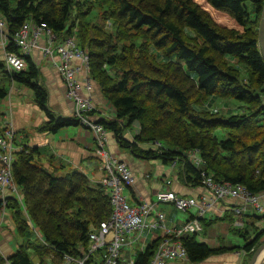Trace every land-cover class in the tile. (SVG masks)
<instances>
[{"label":"trees","instance_id":"16d2710c","mask_svg":"<svg viewBox=\"0 0 264 264\" xmlns=\"http://www.w3.org/2000/svg\"><path fill=\"white\" fill-rule=\"evenodd\" d=\"M247 1L254 5L252 15ZM263 5L264 0H0V17L10 36L32 19L46 23L58 38L75 37L86 53L89 77L115 113L112 119L89 115L133 156L170 166L175 162L176 177L191 186L201 185L203 171L213 181L263 193L264 58L258 47ZM5 50L18 52L12 42ZM40 78L30 57L23 70L13 73L0 59V100L7 95V80L27 87L44 113L37 131L80 125L50 110ZM214 97L234 99L244 110L224 114L211 107ZM218 129L225 131L224 138L217 137ZM189 150H197L200 166L188 161ZM37 154L36 147L26 146L14 152L12 175L22 204L15 196L6 200L21 243L7 258L11 264H44L46 259L57 264L64 254L78 255V248L88 245L90 229L111 214L101 184H92L79 170H48ZM225 214L231 222L232 214ZM217 219L200 222L205 228ZM232 231L245 241L246 264L264 228H256L251 240L245 229ZM160 239L137 252L133 264H149ZM181 241L191 262L228 249L211 248L197 234Z\"/></svg>","mask_w":264,"mask_h":264},{"label":"built area","instance_id":"2783aa9c","mask_svg":"<svg viewBox=\"0 0 264 264\" xmlns=\"http://www.w3.org/2000/svg\"><path fill=\"white\" fill-rule=\"evenodd\" d=\"M12 42L18 52L5 50L6 45ZM0 46L3 49V61L9 73L18 72L25 68V58L30 57L39 67L34 54L39 52L57 71L65 85V98L72 102L71 116L77 119L81 126L87 128L93 137L94 152L100 160V169L103 171L99 182L109 196L111 214L107 220L101 221L97 227L88 232V245L78 248L79 254H64L57 264H120L121 253L125 248H131L140 242L139 249L144 250L142 235L145 231L161 229L163 236L155 246L149 264H167V262L186 259L187 253L181 238L188 234L199 235L202 231L201 218L216 208L219 201L226 198L238 200L232 211L234 218L232 226L243 228V215L264 217L263 193L249 191L243 184L228 181H213L203 171L201 187L204 192L198 196H182L172 190L157 191L155 201H133L128 188L135 182V176L130 167L117 159L107 148L108 131L103 125L93 120L89 115L95 110L90 92V78L88 75L87 56L84 50L76 45L75 37L58 38L44 22L25 20L19 30L9 35L3 19L0 17ZM73 59H79V66L72 65ZM83 69L85 72L84 89L88 92L83 96L79 92V84L75 73ZM15 84V83H14ZM261 94V105L264 109V83ZM14 89L16 87L14 86ZM104 117H115L111 109ZM16 131L12 122L3 121L0 125V225L7 212V197L15 196L21 202L20 193L12 175L14 152L22 145L16 141ZM186 157L195 166H200L202 159L197 150H189ZM175 162L171 164L173 167ZM164 183L169 185L171 179L165 177ZM128 192V194H126ZM159 203H168L175 210L186 212L194 211L192 217L179 227H167L166 215L158 208ZM133 259L125 264H133ZM0 264H11L3 258Z\"/></svg>","mask_w":264,"mask_h":264},{"label":"crops","instance_id":"0c3cea01","mask_svg":"<svg viewBox=\"0 0 264 264\" xmlns=\"http://www.w3.org/2000/svg\"><path fill=\"white\" fill-rule=\"evenodd\" d=\"M34 54L39 63L40 81L47 90L48 107L57 115L71 117L73 104L65 98L63 81L54 67L39 52L35 51ZM3 55V49L0 46V59L2 60ZM71 64L79 66L80 60L73 59ZM75 77L79 84V92L86 96L88 92L84 89V70L79 69L75 73ZM89 80L91 98L95 106L92 117L98 119L104 117L105 113L112 109V105L102 97L96 82L91 78ZM15 85L18 89H14ZM0 101L2 104L0 108V125L6 120L12 122L16 131V141L28 149L34 147L38 149L36 158L39 164L51 171L56 169L57 174H63L70 169L79 170L90 179L92 184L100 182L103 171L100 169V160L94 152L92 134L87 128L81 125H74L61 128L56 132L37 131L36 128L45 121L46 117L33 102L31 91L19 84L11 83L6 97ZM132 127L136 131V124H133ZM123 135L127 138L131 136L128 131ZM107 148L117 159L125 161L134 172L135 182L128 188L133 201H155V193L167 189L182 196H198L204 192V188L200 185L191 186L180 181L176 174L172 175L174 168L171 166V168L169 167V172L167 170L158 172L157 170L159 178L152 177L151 171L154 170H146V164L143 161L146 159H139L133 156L128 149L120 147L111 132L107 134ZM165 177L171 179L169 185L164 183ZM262 202L264 203V196L262 197ZM234 204H238V200L234 198H226L219 201L215 209L206 213L205 218L221 219L211 222L205 228L202 226L201 238L197 235L198 241L205 242L211 248L227 247L226 251L210 255L197 262H191L186 258L170 261L167 264H242L246 258L245 250L242 248L245 241L239 235L233 234L232 231V229L236 228L232 226L234 218L232 207ZM158 208L166 215L165 224L167 227H179L193 214L191 211H186L185 215L175 213L178 210H175L168 203H159ZM226 212L232 214L231 222L223 218ZM177 216L184 218L182 220L177 219ZM242 219L244 222L242 229L249 233V240H251L254 237L256 228H261L264 225V218L254 220L252 215L246 212ZM161 236H163L161 229H155L152 232L145 231L142 235L143 242L141 244L145 248L150 242ZM262 242H264V239L261 238L260 243ZM20 243L21 238L16 232L11 213L7 210L0 225V259L8 258ZM139 247L140 242H136L131 248H125L121 253L120 264H125L130 259L134 261L135 254L141 251ZM259 264H264V256Z\"/></svg>","mask_w":264,"mask_h":264},{"label":"rangeland","instance_id":"374dc122","mask_svg":"<svg viewBox=\"0 0 264 264\" xmlns=\"http://www.w3.org/2000/svg\"><path fill=\"white\" fill-rule=\"evenodd\" d=\"M246 7H247V10L249 11L250 15H252V10H253V7L254 5L251 3V1H247L246 2ZM183 67L185 68L186 70V67H185V64L182 63ZM8 81H4V85L7 86L8 88V91H9V88L11 86L8 85ZM16 87V85H15ZM17 88V87H16ZM18 89V88H17ZM2 104H1V101H0V108H1ZM211 107L213 108H216L218 110H220L222 113L224 114H234V113H241L244 108L242 107V105L234 100V99H231V98H219V97H214L211 101ZM131 132L133 133L134 132V128L131 129ZM131 132L129 131V133L131 134ZM217 135L218 138H224L225 137V131L223 129H218L215 133ZM128 136V135H127ZM43 156V155H42ZM44 157V156H43ZM144 163L146 164V170H154V171H151V174H152V177H157L159 178V175H158V172H163L164 171H168L169 172V167L170 165H166L165 164H161L160 160L159 159H153V160H143ZM125 162V161H124ZM126 163V162H125ZM127 164V163H126ZM128 165V164H127ZM171 168V167H170ZM131 169V168H130ZM132 170V169H131ZM158 170V172H157ZM160 170V171H159ZM133 172V170H132ZM175 172H177V168H174L172 170V175L175 174ZM58 174H61V173H58ZM134 174V172H133ZM135 176V175H134ZM145 177V175H144ZM148 179V178H146ZM126 194H128V192H126ZM194 211H191V213H193ZM175 213H179L180 215H185L186 213L185 212H179V211H175ZM185 213V214H184ZM184 217L182 216H177V219H183ZM263 224H264V221H263ZM261 228H264V225H262ZM35 235V233H34ZM37 236V235H36ZM198 237L201 238V234L198 235ZM38 238V237H37ZM261 238L264 239V234L260 237V241H261ZM39 239V238H38ZM40 240V239H39ZM35 243H38V240H35L34 241ZM134 253V252H133ZM32 259H34L32 257ZM44 264H49V260L46 259Z\"/></svg>","mask_w":264,"mask_h":264},{"label":"water","instance_id":"95a60500","mask_svg":"<svg viewBox=\"0 0 264 264\" xmlns=\"http://www.w3.org/2000/svg\"><path fill=\"white\" fill-rule=\"evenodd\" d=\"M258 47L264 58V5L258 26ZM262 250H264V242L260 243L258 246L255 247L246 264H256L258 255L261 253Z\"/></svg>","mask_w":264,"mask_h":264},{"label":"bare ground","instance_id":"6f19581e","mask_svg":"<svg viewBox=\"0 0 264 264\" xmlns=\"http://www.w3.org/2000/svg\"><path fill=\"white\" fill-rule=\"evenodd\" d=\"M263 256H264V250H262L261 253L258 255L256 264H259L262 261Z\"/></svg>","mask_w":264,"mask_h":264}]
</instances>
